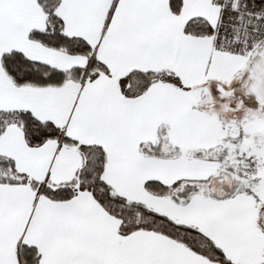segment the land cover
<instances>
[{"label": "snow or ice", "instance_id": "snow-or-ice-1", "mask_svg": "<svg viewBox=\"0 0 264 264\" xmlns=\"http://www.w3.org/2000/svg\"><path fill=\"white\" fill-rule=\"evenodd\" d=\"M0 264H264V0H0Z\"/></svg>", "mask_w": 264, "mask_h": 264}]
</instances>
